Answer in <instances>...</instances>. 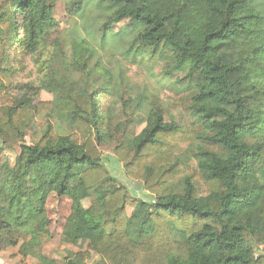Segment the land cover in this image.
<instances>
[{
    "label": "trees",
    "instance_id": "1",
    "mask_svg": "<svg viewBox=\"0 0 264 264\" xmlns=\"http://www.w3.org/2000/svg\"><path fill=\"white\" fill-rule=\"evenodd\" d=\"M57 1L0 4V150L11 141L20 151L0 163V251L18 247L48 263L40 252L55 194L71 201L62 240L88 247L66 264H86L91 253L105 264H264L254 251L264 245V0H87L99 11L94 25L71 34L70 68L61 55L64 69L55 71L39 63L61 36ZM98 35L99 47L108 35L124 46L113 57L147 55L146 63L163 64V76H178L190 124L166 119L162 102L144 95L124 97L117 114L101 112L100 90L112 95L116 86L107 67L91 66ZM42 91L51 103L39 102ZM43 108L63 132L47 125L26 144L31 115ZM112 145L126 179L152 194L150 202L134 200L108 173L98 147ZM138 204L144 217H128Z\"/></svg>",
    "mask_w": 264,
    "mask_h": 264
},
{
    "label": "rangeland",
    "instance_id": "2",
    "mask_svg": "<svg viewBox=\"0 0 264 264\" xmlns=\"http://www.w3.org/2000/svg\"><path fill=\"white\" fill-rule=\"evenodd\" d=\"M87 0L81 1V5H72L71 3H78V0H58L55 4L54 19L59 24L61 36L58 38L57 34L53 35L47 46V50L43 51L41 57L40 66L45 68H51L55 71H62L64 69L61 62V55L66 57L67 63L66 69L70 68V43L71 34L73 32H80L83 34V24L86 26L94 25L93 20L98 10L92 5H85ZM3 0H0V4ZM78 7H83V10H78ZM76 11V14H71L70 11ZM83 16V17H82ZM83 23V24H82ZM124 22L114 25L111 28V33L114 35L118 33L122 28ZM55 38L57 40H55ZM114 36H106L104 43L99 47L101 43L100 35L95 37L94 45L96 52L92 55L91 66L100 62L102 66L107 67L113 74L112 84L116 86L115 92L112 95L107 94L105 90H100V111H111L110 113L117 114L122 108V102L124 97L129 98V94L132 99L139 98L140 95H144L148 98V102H162V106L165 110L166 119H168V113L173 115V120L184 127L190 124V120L185 116L183 108L179 105L182 99L187 95V90L181 85L175 82L178 76L166 77L161 74L163 64L152 65L146 63L147 55L143 58H121L117 55L113 57V47L117 46L122 49L124 46L119 45V42L115 41ZM60 48L56 47V42ZM60 53V58L57 59L55 55ZM38 59V58H36ZM27 61L28 70L30 74L36 77L35 63L33 61ZM36 74H35V73ZM78 80L82 78L80 70L74 74ZM23 78L27 81L31 80L28 75L23 72ZM102 77H99L97 81L101 84ZM96 83V84H97ZM101 88V87H99ZM12 93V92H8ZM126 93V94H124ZM39 102L51 103L53 96L45 91L40 92ZM34 103V105H36ZM181 104V103H180ZM149 107L146 106L145 110ZM44 111L39 113H32V120L34 122V133L28 131L25 134V143H35L40 135L41 131L47 126L51 125L55 132L63 129L57 124V120L50 114L48 108H43ZM131 119V116L127 118V121ZM136 126V125H135ZM133 126L136 133H139L143 126ZM135 127V128H134ZM132 128V126L130 127ZM115 145L98 147L101 155L102 162L107 169L108 173L116 179L117 186H124L128 189L129 194L135 200L141 202H150L152 200V194L146 192L141 185L133 184L129 182L123 172L122 165L117 161L114 155ZM181 151L186 150L185 144L179 145ZM19 147L13 142H8L3 150H0V163L7 161L11 164L14 158L19 154ZM84 207H89V202H83ZM47 210V231L48 238L43 242L40 255L47 259L48 263L45 264H66V260L75 259L74 257L78 253L88 251L87 244L78 243L76 245L66 243L62 240V232L67 218L71 213V201L67 198H59L55 194H52L46 203ZM146 208L130 205L126 209V215L129 217L132 214H136L140 219L144 217ZM255 255L264 253V245L254 249ZM0 264H42L38 259L33 257H23L18 252V247H9L3 251H0ZM86 264H105L104 261L96 254L91 253L90 257L86 260Z\"/></svg>",
    "mask_w": 264,
    "mask_h": 264
}]
</instances>
